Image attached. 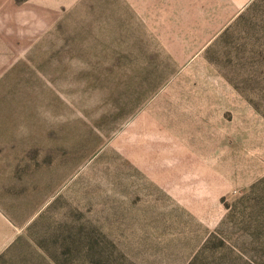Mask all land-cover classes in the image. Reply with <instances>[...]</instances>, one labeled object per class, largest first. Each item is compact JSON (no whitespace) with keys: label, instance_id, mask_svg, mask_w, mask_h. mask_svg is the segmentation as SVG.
I'll use <instances>...</instances> for the list:
<instances>
[{"label":"rangeland","instance_id":"1","mask_svg":"<svg viewBox=\"0 0 264 264\" xmlns=\"http://www.w3.org/2000/svg\"><path fill=\"white\" fill-rule=\"evenodd\" d=\"M0 264H264V0H0Z\"/></svg>","mask_w":264,"mask_h":264}]
</instances>
